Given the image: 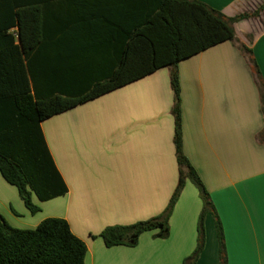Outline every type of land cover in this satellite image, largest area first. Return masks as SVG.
<instances>
[{"label":"crops","instance_id":"crops-1","mask_svg":"<svg viewBox=\"0 0 264 264\" xmlns=\"http://www.w3.org/2000/svg\"><path fill=\"white\" fill-rule=\"evenodd\" d=\"M232 18L264 0H199ZM227 41L182 60L179 81L184 154L203 179L223 225L228 264H264V114L261 92L239 43L253 51L264 81V12L234 24ZM170 68L104 94L41 124L67 194L40 201L33 214L0 173V218L35 229L65 219L88 248L85 264H182L197 246L203 207L187 180L169 238L145 232L135 247H106L104 229L162 214L180 179ZM197 264H220L215 219L205 220ZM96 237V238H93Z\"/></svg>","mask_w":264,"mask_h":264},{"label":"trees","instance_id":"trees-1","mask_svg":"<svg viewBox=\"0 0 264 264\" xmlns=\"http://www.w3.org/2000/svg\"><path fill=\"white\" fill-rule=\"evenodd\" d=\"M229 18L199 0H0V173L17 187L26 207L49 201L68 188L49 152L41 124L67 110L170 68L175 96V146L180 170L166 210L132 225L107 227L99 235L108 248L135 247L145 232L171 233L170 217L186 186L200 191L203 210L195 251L182 264H197L204 250V219H215L220 264H228L225 234L211 195L184 154L178 65L223 42H238L234 24L259 17ZM261 92L264 81L253 51L239 43ZM96 238V237H93ZM86 243L62 218L35 229L12 227L0 218V264H85Z\"/></svg>","mask_w":264,"mask_h":264},{"label":"rangeland","instance_id":"rangeland-1","mask_svg":"<svg viewBox=\"0 0 264 264\" xmlns=\"http://www.w3.org/2000/svg\"><path fill=\"white\" fill-rule=\"evenodd\" d=\"M201 180L203 181V179L201 178ZM203 183H204V181H203ZM194 184V183H193ZM204 185H205V183H204ZM194 186H195V188H197V186L194 184ZM205 187H206V189H207V191H208V193L211 195V193H210V191L208 190V188H207V186L205 185ZM197 190H198V193H199V198L201 199V195H200V191H199V189L197 188ZM201 201H202V199H201ZM202 203H203V201H202ZM169 205V204H168ZM168 207V206H167ZM202 210H203V207H202V209H201V211H200V213H199V216H198V221H197V230H198V235H199V222H200V216H201V212H202ZM173 216V215H172ZM172 216L170 217V220H171V218H172ZM205 220H206V217H205V219H204V228H205ZM171 227V226H170ZM205 230V229H204ZM216 231H217V229H216ZM205 237H206V231H205ZM198 240H199V237H198V239H197V246H198ZM197 246H196V248H197ZM195 248V249H196ZM195 251V250H194Z\"/></svg>","mask_w":264,"mask_h":264}]
</instances>
